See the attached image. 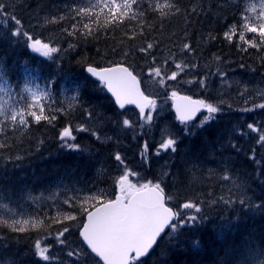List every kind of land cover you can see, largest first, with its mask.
<instances>
[{"label":"trees","instance_id":"trees-1","mask_svg":"<svg viewBox=\"0 0 264 264\" xmlns=\"http://www.w3.org/2000/svg\"><path fill=\"white\" fill-rule=\"evenodd\" d=\"M83 1L0 0L5 6L4 11L0 13V71L3 65L10 62L21 66V72L33 71L34 68L31 66H36L37 60L33 53H29L27 44L30 41L24 35L26 32L33 39L52 41L64 50V56L59 60L61 64L58 65L59 71L78 79L79 101L90 109L100 110L102 101L98 96H102L103 93L85 76L86 65L110 66L116 62L124 63L140 75L145 89L162 94L181 89L186 94L202 97L209 92L205 89L210 88L211 92H215L220 84L227 87L226 91L232 96L234 89L227 86L225 76L234 68L244 72L256 71L258 80H264V43H261L258 32L249 33L244 30L245 22L254 26L253 20L243 18L239 9L228 0H167V9L147 6L140 8V12L128 9L127 15L113 17L107 10L98 8L86 9L87 14L76 16ZM199 10H202V14ZM13 15L21 21L19 26L10 19ZM85 24L88 28L84 27ZM2 28L5 35L1 34ZM16 28L20 29V38L12 36V31ZM226 32L232 36L231 40L225 35ZM241 32H244L246 40L254 41L257 46L245 45L239 38ZM149 44L152 45L151 48L148 47ZM185 44L190 48L185 49ZM177 64L181 67L177 68ZM155 68L161 70L167 87L158 83L159 77L149 75L150 70ZM218 70H222L223 75H217ZM173 71L178 73L176 81L167 79ZM201 80L204 81L205 87H201L199 83ZM88 90L96 97L95 104L88 97ZM236 97L237 102L239 98L242 99L240 94ZM256 100L254 103L245 104L242 110H238L241 112L237 111L243 117L238 118L237 122L232 123L228 118L224 139H214L209 143L216 145L217 150L224 149V162L230 165L226 166L230 171L240 166L241 173L245 174L246 168L251 166L250 182H247L242 190H258V194L252 193L259 206L257 212L248 216L240 225L236 236L229 239L231 231L237 228L232 223V227L222 229L223 221L230 222L224 219L228 217L226 203L211 195L202 197L199 190L189 189L193 203L201 207V212L197 213L200 221L194 225L193 230L190 227L186 228L182 234V244H188L191 251H166L162 245L168 259L167 264H174L176 253L182 254L179 264H213L217 260L218 264H241L244 259L229 261L230 253H235L241 248L240 242L245 244V247L249 243L251 246L264 248V146L258 144V140H254L255 134L252 132L248 133L247 138L242 136L248 121L251 124L254 122L264 124V108L258 107L262 101L264 102V98L257 97ZM231 102L235 105L234 100ZM245 107L251 109L246 115ZM48 109L56 110L47 115L58 116L55 120H42L27 126L15 125L14 130L1 132L0 181L3 184L4 195L15 194L13 190L17 189H14V186L19 182L31 189L30 180L34 181L35 186L36 181L40 179L47 184H53L60 175L74 176L75 158L72 154L65 155L58 149L62 146L58 131L62 127L71 126L75 119L82 118L84 113L78 109L69 110L65 115L61 114L57 111L58 103ZM109 114L115 115L112 106ZM27 120L28 123L33 121L31 117ZM236 124L240 133H237L238 135L235 133ZM73 131L77 136V130ZM83 138L93 143L91 136L86 138L85 135ZM218 154L222 155L221 152ZM53 157L57 159V164H52L53 160H49ZM60 162H63V165ZM86 164L84 159H80L82 172L86 171ZM87 171L89 172V168ZM223 179L224 177L220 176L218 181L212 184L227 185ZM86 207L87 203L82 200L76 202L71 209L81 218ZM218 212L224 214L220 219L214 215ZM231 214L233 216L232 212ZM0 231V238L3 236L8 238L13 252L19 253L21 257L25 256L22 261L27 263L35 252L33 239H36L38 233L12 232L2 225ZM207 232L211 233L205 237ZM162 249L159 253L156 251L143 264H158L157 257L161 256ZM246 251L242 256L246 255Z\"/></svg>","mask_w":264,"mask_h":264},{"label":"snow or ice","instance_id":"snow-or-ice-1","mask_svg":"<svg viewBox=\"0 0 264 264\" xmlns=\"http://www.w3.org/2000/svg\"><path fill=\"white\" fill-rule=\"evenodd\" d=\"M136 0H132L135 3ZM167 7V5H165ZM109 13L115 16L127 15V10L131 8V4L124 3L119 4L116 0H111L110 4H106ZM5 6L0 3V13L4 11ZM260 12L261 22L258 26H253L250 23L245 22L243 28L246 32L259 34L261 43H264V5L261 6ZM81 12L87 14L86 9H81ZM10 19L19 26L21 21L14 15ZM88 28V25H84ZM20 33V29L16 28L12 31V36H17ZM70 35L72 33H69ZM28 41L27 47L34 53H39L42 57L51 58L53 53H56L58 49L51 47L48 43H42L40 39H33L28 33H24ZM229 40L232 36L227 32L225 33ZM240 40L245 44H250L251 47H256L254 41L245 39L244 32L240 33ZM152 47L151 44L148 45ZM185 49H189L188 44L184 45ZM143 50V49H142ZM177 68L181 65L177 64ZM87 72L92 77H96L101 84L107 89L111 96L115 98V103L120 109H124L125 105H135L139 109L141 119L148 121L153 120L152 110L156 109L157 101L149 96L145 95L140 88V81L137 76L129 71L127 67L122 65H115L106 68H96L89 66ZM217 75H223L222 70H218ZM149 75L159 77L158 83L161 86L165 85V79L161 76V70L159 68L151 69ZM178 73L173 71L168 80L176 81ZM201 87H205L203 80L199 81ZM30 91V90H29ZM47 93L31 92V96L34 100H42ZM76 97L73 96L72 99ZM170 99L173 101V108L175 110V118L179 123L185 126L186 134L189 122L193 121L199 113L205 111L208 115L204 117L201 122V126L204 122L208 121L212 114L217 113L220 109L214 106L212 103H206L202 99H193L187 95H180L177 90H173L170 93ZM32 106H29L31 109ZM260 108H264V104L258 105ZM146 109L149 110L146 113ZM251 111V109H246ZM5 108L0 106V116H4L5 119H10L12 124L18 122L20 125L27 126L28 120L26 116L31 117L36 123L42 120H55L56 116L51 117L44 114L45 108L40 106L39 113L34 110L18 111L15 108L9 109L10 116L5 115ZM124 126H129V120L123 119ZM253 132L260 131L254 127L253 124L247 125ZM84 131V128L79 129ZM59 139L63 142V147L70 150L79 149V145L75 143H69V140H75L70 127H64L59 133ZM178 141L176 139L163 140L159 149L168 150L171 149L175 152V145ZM258 144L264 146V132H261L258 140ZM157 150V155L159 154ZM116 161H122V157L117 154L115 156ZM229 177L225 176L224 180H228ZM119 191L115 195V199H109L99 207H94L93 210L84 209L87 220L83 223V227L80 230V237L83 242L90 249L91 253L99 257L103 261V264H135L139 258L144 257L149 251L156 245L158 238L166 232V229H170L172 232L178 230V227L185 224H191L197 221V216L194 214H188L183 218L181 212L174 210L168 206L165 196V190L161 186V183L145 182L137 185L130 182L129 174L125 173L119 177L117 181ZM241 195H243L241 193ZM170 199V198H169ZM224 202L230 203V199L224 200ZM240 203L243 204L244 200L241 199ZM184 210L194 209L195 213L201 212V207L197 204L189 201L180 206ZM66 220H74L76 217L66 215ZM31 224L33 229L40 227V224L35 221H29L27 219L17 220L12 218L11 221L7 219H0V225L7 227L12 232L23 233L28 230V225ZM69 231V228L65 227L62 232L58 233L57 239L63 237L65 233ZM63 243V241H60ZM198 243V242H197ZM35 255L41 261L48 262L50 260L49 247H42V242L37 239L35 241ZM68 256H73L74 253L69 251Z\"/></svg>","mask_w":264,"mask_h":264},{"label":"rangeland","instance_id":"rangeland-1","mask_svg":"<svg viewBox=\"0 0 264 264\" xmlns=\"http://www.w3.org/2000/svg\"><path fill=\"white\" fill-rule=\"evenodd\" d=\"M105 3H111V0H100ZM81 9H85L83 6H81L78 9V12L75 14L76 16H81L83 12H81ZM70 70V69H69ZM227 83L230 84L232 89H234V94L231 96L226 90H220L217 88L213 94V96L217 100H223L227 103V105H232L236 96L240 94L241 92H245L249 95H254L251 92L247 91L250 89H253L256 93H258V89L252 88V85L249 84V81L252 79V73L251 72H244V71H229L228 74L225 76ZM235 83V85H234ZM88 97L92 99L91 102L95 104L96 97L92 94L91 90H88ZM232 99V100H231ZM100 111L103 113H109L107 109V102H103V104L100 106ZM172 132L176 133L177 132V126L173 125L172 126ZM207 142V137L201 133H195L192 141L190 143V146L188 145L189 149L191 150L194 149V154H198L195 150L199 151L204 143ZM191 147V148H190ZM189 149H185V156L183 158V162L179 163L175 170L177 175L180 178V185L178 186V190L181 192H185V185L187 182L189 186V189L193 188V190H199L201 193V196L204 197L205 195H211L213 197H218L222 201L226 199H230L231 202L227 203V209H228V217L224 218L225 220L230 221L233 223V226L237 228L236 230H232L230 233V236L228 237L229 239H233L238 230L240 229V225L244 223L246 218L250 216L251 214H255L258 210V204L256 203V200L251 198L249 196V189L247 191H243L242 189L244 188L245 184L250 181H246L248 179V174L245 172V174L241 173V168L240 167L237 171L236 174L233 177V180L230 184H212L216 181H218L219 175L222 173V171L226 168V164L223 160H221L219 157H215L213 154L222 150H210L206 152L203 156H196L194 155L193 160L191 163H188L189 167L197 173H200V177L204 176L203 180L201 183H197L196 181L192 182V179L194 178L195 174H191L190 177L188 178V181L183 177L185 173V164L187 163V155L189 154ZM225 164V166H224ZM205 182H211V184H207ZM20 182L14 186V189H19ZM217 189L219 191L217 192ZM14 193H19V190H13ZM241 193L243 195H241ZM243 199L244 203L241 204L240 200ZM54 204V203H53ZM59 208L61 210V213L66 216V215H71L70 211H67V209L64 207L63 204L59 205ZM33 207L25 200H14L10 196H7L4 199H0V214L5 213V212H17L22 216L20 220L27 219L29 221H35L40 224V227L33 229L31 227V224H29L28 230L25 231L27 234H32V233H45L50 231L53 226L55 225L56 220L59 218V214L57 213V209L55 207H48V208H38V216L37 217H31ZM233 213V216L231 214ZM215 217L221 218V216H224L221 212H218L214 214ZM230 216V218H229ZM233 217V218H232ZM232 218V219H231ZM76 220V219H74ZM223 220V219H221ZM73 220H70L69 223H72ZM226 225H222V229H225ZM211 232H207L205 234V237H208ZM215 238V237H214ZM217 239V238H215ZM163 248L166 251H175V250H185L186 251H191V247L188 244H182V245H172L171 241L166 240L163 243ZM246 255L242 256L239 255L234 256L233 253H230L231 258L229 261H233L236 259H245L247 255L251 251V245L248 243L246 247ZM1 251V249H0ZM5 252L8 255H13L14 252L12 250L6 249ZM182 257V254L176 253L175 256V261L173 262L174 264H179V260ZM168 259L166 258L164 251L162 249V254L160 257H157L158 264H167ZM214 260H212L213 263ZM213 264H218V260L213 263Z\"/></svg>","mask_w":264,"mask_h":264},{"label":"bare ground","instance_id":"bare-ground-1","mask_svg":"<svg viewBox=\"0 0 264 264\" xmlns=\"http://www.w3.org/2000/svg\"><path fill=\"white\" fill-rule=\"evenodd\" d=\"M200 1H198V3H199ZM197 3V2H196ZM203 3H206V2H203ZM195 4V3H194ZM200 4V3H199ZM197 5V4H196ZM193 7H194V5H192ZM200 6V5H199ZM198 7V6H197ZM200 9H201V7H200ZM205 9V8H204ZM197 10H198V8H197ZM189 11V10H188ZM200 12H201V14H202V10H199ZM193 14H194V12H193ZM191 17V16H190ZM190 19V18H189ZM154 22V21H153ZM155 23V22H154ZM154 23H152V24H154ZM193 23V22H192ZM198 23H199V21H198ZM204 23V22H203ZM151 24V27L153 26ZM201 25V24H200ZM209 25V24H208ZM196 26V25H195ZM202 26H203V24H202ZM205 26V25H204ZM150 27V28H151ZM167 27V26H166ZM181 27H182V25H181ZM199 27H201V26H199ZM184 28V27H183ZM191 28V27H190ZM189 28V29H190ZM197 28V27H196ZM195 28V29H196ZM181 29V28H180ZM204 29V28H203ZM177 31H178V29H177ZM176 35V34H175ZM136 36V35H135ZM177 36V35H176ZM132 37H133V35H132ZM193 37V36H192ZM191 37V38H192ZM174 38V37H173ZM192 40V39H191ZM177 41V40H176ZM193 41V40H192ZM178 42H179V40H178ZM238 43H239V41H238ZM236 44H237V42H236ZM235 44V45H236ZM239 45V44H238ZM237 45V46H238ZM246 45V44H245ZM175 47V46H174ZM241 48V47H240ZM235 66V65H234ZM232 67V66H231ZM238 69V68H237ZM239 69H241V68H239ZM233 71H237L238 72V70H236L235 68L234 69H232ZM92 84V83H91ZM219 86H218V88L222 91V90H226L227 89V87H225V86H220V84H218ZM234 85H235V83H234ZM227 86H229V87H231L230 86V84L229 83H227ZM94 87V86H93ZM252 88H255L254 86H252ZM247 91H249V92H251L252 94H254V95H256L257 93L253 90V89H250V90H247ZM243 141V140H242ZM245 145V144H244ZM248 150V149H247ZM247 153H249V152H247ZM245 159V158H244ZM254 160V159H253ZM245 164V163H244ZM250 164H252V163H250ZM251 167V166H250ZM250 167H247L246 168V173L248 174V179L246 180V181H248L249 179H250V176L249 175H251L252 174V172L250 173ZM253 171V170H252ZM251 179H253L252 177H251ZM252 181V180H251ZM250 182V181H249ZM259 187V186H258ZM219 191V189H217V192ZM250 192H251V194H250ZM252 193L255 195V194H258V190L256 189H249V196L251 197V198H253V199H255L254 197H253V195H252ZM258 198L260 197V195H258L257 196ZM240 244H241V248L239 249V248H237V249H239V250H237L235 253H233V254H236V255H242V254H244L245 253V250H246V247H245V244H243V243H241L240 242Z\"/></svg>","mask_w":264,"mask_h":264}]
</instances>
